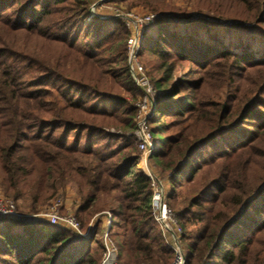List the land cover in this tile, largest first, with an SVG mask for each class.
<instances>
[{
  "label": "trees",
  "instance_id": "obj_1",
  "mask_svg": "<svg viewBox=\"0 0 264 264\" xmlns=\"http://www.w3.org/2000/svg\"><path fill=\"white\" fill-rule=\"evenodd\" d=\"M0 3V182L5 194L16 200L33 187L35 193L31 195L35 203L40 197L44 200L42 192L53 194L66 177L71 178L80 196L75 216L83 229L95 213L109 211L112 220L108 234L120 248L118 264H169L171 253L150 213L149 180L136 167L139 154L125 135L134 127V109L119 94L102 93L100 85L104 71L101 73L96 67L100 59L76 47L81 38L90 36L92 29H82L78 25L87 14V0H0ZM19 5L21 9L16 7ZM56 14L55 25L59 31H65L52 35L45 21ZM69 24L76 25L78 37L71 35ZM103 24L100 21L97 25V30L105 33L101 41L83 43L84 47L100 49L108 43L109 34L114 32L102 30ZM123 32L118 33L117 40H121ZM16 34L35 36L41 44L54 42L65 46L68 56L81 59V69L91 66L97 77L85 83L54 69L51 75L60 77L67 85L61 88L54 85L56 79L32 75L35 65L30 56L23 57L29 52H22L24 55L20 56L19 63L11 59L17 57L14 50L18 48L12 46ZM114 45L111 43L109 49ZM162 46V42L155 43L149 50L160 57L172 53ZM178 46L180 50L184 48L182 44ZM226 55L231 54L227 52ZM122 57L121 54L115 64ZM232 57L236 68L244 65L240 68L256 70V81L264 86V56L255 59L243 53ZM23 61L25 65H20ZM206 63H199V66ZM67 64L70 65V61ZM42 66L43 72H47L45 65L41 64L40 68ZM171 67L165 66L163 77L156 81L157 87L170 79ZM127 70L120 64L117 73L110 74L112 81L122 79L119 86H128L132 82ZM73 86L93 96L112 98L122 109L110 112L96 103L86 107L85 93L77 97L70 95ZM169 92L172 98L179 93L173 86ZM170 102L169 106L158 103L155 109L156 115L167 113L168 119H174L159 125L158 129L162 127L166 136L153 157L168 184V200L173 202L172 207L177 204L178 186L184 183L191 189L184 199L186 206H180L176 214L183 230L185 264H264V180L252 190L237 187L244 196L234 195L235 169L224 164V161L231 163L242 152L247 151V155L253 147L251 139L254 136L248 140L250 145L237 140L233 145L232 140L224 141L231 153L228 149L213 151L203 162V152L198 149L203 142L213 140L217 133L254 123L251 116L264 117V111L256 107L264 108V100L251 96L250 90L242 87L231 101L222 105L211 103L208 111H202L203 115L199 114L201 109L197 108V103L187 97ZM194 112L199 116L193 118ZM83 114L99 118L100 122L88 120ZM175 120L179 128L170 135ZM263 123L257 127L256 140L261 135L264 137ZM94 124L96 129H91ZM101 126L117 128L119 133L109 134L103 143L93 142L92 133H105ZM83 129L89 133L81 140ZM70 132H74L71 143ZM111 138H122L126 142L113 143ZM259 152L258 155L249 154L246 161L240 162L241 174L236 173L244 185L249 184V179L261 181L264 178H252L249 174L253 165L260 162L264 166V149ZM4 222L0 227V264H100L103 246L99 231L103 224L83 238L71 230L41 221ZM195 223L200 226L187 232L186 224Z\"/></svg>",
  "mask_w": 264,
  "mask_h": 264
},
{
  "label": "rangeland",
  "instance_id": "obj_2",
  "mask_svg": "<svg viewBox=\"0 0 264 264\" xmlns=\"http://www.w3.org/2000/svg\"><path fill=\"white\" fill-rule=\"evenodd\" d=\"M1 5L0 3V8ZM86 6L87 14L84 19L80 20L78 25L82 29H86V27H91L92 29H90V36L87 39L81 38L76 47H79L78 49L81 52L86 51L89 55H95L96 58L100 59L96 67L101 73L104 71V75L102 74V76L105 82L102 80L100 85L103 91L102 93L119 94L126 100L128 106L134 109V127L125 135L127 136V141L130 139L133 142L135 151L139 154L136 167L144 173L148 170L160 179V182L164 185L168 200V184L166 183L165 177L160 173L159 166L153 156L156 154L157 149H159L166 136L163 128L158 129V127L174 118L168 119L167 113L159 114V116L156 115V106L158 103L161 106H169L172 99L179 100L187 97L188 100L197 103V108L201 109V113L199 114L203 115L202 111H208L211 108V103L215 102L222 105L225 102L231 101L242 87L244 90H250L251 96L256 95L264 100V86L256 81V70L240 68L244 65L236 68L231 62L232 56H236L237 54L246 53L255 59H260L264 56V0H87ZM16 7L21 9L22 6L19 5ZM23 7L25 8V6ZM147 16H150L152 19L146 21L145 17ZM21 17L19 21L22 19ZM56 17L57 14L47 18L45 21L47 28L51 29L52 35H57L65 31H59L58 26L55 25ZM100 21L104 23L101 27L102 30L108 29L109 31H113L114 34H109L108 43L100 49L84 47L83 43H98L104 37V31L97 30V25ZM0 27H2L1 24ZM69 28L71 35H74V37L79 36V33H76L75 24H69ZM121 30L124 31V34H122L121 40L119 41L117 40L119 37L118 33ZM1 31L0 28V33ZM130 38L135 40L136 47L129 44L128 40ZM159 42H162L164 50L172 51V53L160 57L149 50L150 46H154L155 43ZM111 43H115V45L109 49ZM178 44L184 45V48L180 50ZM12 46L17 47L18 50H14L17 53H15L17 57L11 59L19 63L20 56L22 57L23 54L22 52H29L27 55L23 54V57H31V63L35 65L31 70L32 75H45L47 80L56 79L54 80L56 81L54 85L58 87L62 88L67 85L60 77L51 75V71L54 69L59 70L61 74L70 75L75 79H81L85 83H91L90 81H94L97 77V73H93V67L82 66L83 69H81V63L79 62L81 59H78L76 56L73 57L72 55L68 56L67 53L69 54V51L65 46L60 47L54 42L41 44L39 40L35 39V36L32 38L24 34H16ZM134 48L136 52L129 59V53ZM181 52H184L187 56H184ZM227 52L231 55L227 56ZM218 53L219 55H217ZM121 54L123 57L115 64ZM68 61H70V65L67 64ZM25 63L23 61L20 65H25ZM199 63L206 64L201 67ZM41 64L45 65L47 72H43L44 67L42 66L40 68ZM120 64L128 69V75L132 82L128 86L122 85L120 87L119 84H122V79L118 80V82H113L110 76L112 72L117 73ZM135 64L139 65L142 71L141 73H136L134 78L138 80L140 77H144L147 81V84L142 87L143 90L137 85L129 72L130 66ZM167 65H172L171 70L168 72L170 73V79L162 87H157L156 81L163 77L166 70L165 66ZM172 86L176 87L179 91L173 98L168 96ZM148 88L151 89L150 95L146 92ZM71 89L72 92L70 95H75V97L79 93H85L86 99L84 101L86 107L92 103H96L99 108L107 109L110 112L122 109L121 104L115 102L112 98H105L107 96H93L90 92L78 86H73ZM116 94L111 95L115 96ZM148 102H151V108ZM256 107L260 111H264V108L260 106ZM123 108H127V106ZM170 109L171 107L168 110ZM199 114L198 112H194L192 117L199 116ZM83 115L88 120L94 119V122H100L99 118H93L89 114ZM136 116L137 122L143 120L146 122V126L153 140L154 148L152 152L147 153L139 147V142L135 137ZM250 118L254 123H244L240 126L241 128H236L231 132L225 131L217 133L213 140L203 142L198 148L200 152H203L201 160L203 162V159L209 157L213 151L219 152L228 149V153H231V148L224 141L230 142L232 140L235 142L234 140H237L238 143L248 142L247 144L250 145L248 140L254 136L251 139L253 147L249 148L247 155H245L247 152L245 151L236 158H233L231 163L224 161V164L228 163L232 169H235L234 188L232 190L234 195L241 197L244 195H241L236 189L246 187V189L252 190L259 187L264 180V178L261 181L249 179V184L247 182L244 185L236 173L238 171L241 174V160L242 162L246 161L249 158V154L250 156L258 155L260 153L259 151L264 149V137L261 135L256 140L257 131L259 130L257 127L264 122V117L254 118V116H251ZM177 120L172 121L173 127L170 130V135L174 134V131L179 128L177 126L178 124H175ZM95 127L96 124L92 125L91 129H96ZM100 129L105 133H92L93 142L103 143V139H108L109 134L119 133V130L114 127L101 126ZM73 133L70 132L69 134L70 143L73 141ZM88 133V130L83 129L81 140H84ZM111 139H113V143L126 142L122 138L119 140L116 138ZM233 142L232 145L237 143ZM252 169L249 171L252 178L264 176V166L260 162L253 165ZM58 186L53 194L42 192L44 200L40 197V200L34 203L31 195L35 193L33 187L28 191L26 190V192L15 200L5 194L0 182V195L12 201L15 206V212L22 217L21 220H5H14L22 223L41 221L47 224V220L41 214L48 213L51 205L59 203L57 206V214L60 219L72 217L78 221L75 216V209L80 201V196L75 181L66 177L63 185ZM190 192V186L182 183L176 190L175 202L177 203V207H172L173 202L170 200L167 202L177 222V209L182 205L184 207L186 206L184 199L186 196H189ZM38 194H41V191L38 190ZM105 212L109 211L103 210L95 213L89 219L84 229H89L90 233H93L97 226L100 225L99 227H101L105 221ZM24 216L32 218L24 221L22 220L25 218ZM5 220L0 222V227L5 225ZM62 223L63 221L60 220L57 226L60 227ZM48 224L51 225L50 223ZM178 224L181 228L179 222ZM186 225V231L190 232L195 231L200 226V223ZM81 229L84 230L82 226ZM182 231L181 228V235ZM101 235L102 229L99 231V236ZM162 241L165 244L163 238ZM182 244L184 249L183 240ZM117 250L118 252L120 250L118 245ZM170 253L172 260V252L170 251ZM3 257L10 259L6 256Z\"/></svg>",
  "mask_w": 264,
  "mask_h": 264
},
{
  "label": "built area",
  "instance_id": "obj_3",
  "mask_svg": "<svg viewBox=\"0 0 264 264\" xmlns=\"http://www.w3.org/2000/svg\"><path fill=\"white\" fill-rule=\"evenodd\" d=\"M152 19L150 16L145 17L146 21H150ZM143 19V21H145ZM129 44L136 47L135 40L130 38L128 40ZM135 48L129 53V59L135 54ZM141 67L139 65H131L130 66V74L132 78L135 80L137 85L142 89L147 84V81L144 77H140L138 80L134 78V75L138 72L141 73ZM143 90V89H142ZM146 92L150 95L151 89H146ZM149 103V102H148ZM149 107L151 108V102L149 103ZM137 116L135 117V137L139 142L140 149H143L145 152H152L154 145L152 137L148 131L146 126V122L139 121L137 122ZM141 160V159H140ZM143 160H145L143 158ZM144 163V162H143ZM145 175L149 180L150 186V213L153 221L157 225L159 232L163 240L165 241L166 246L172 252V260L170 264H185L186 262V254L183 249L182 237H181V228L177 222V219L174 217L172 212L168 206L167 195L165 193L164 185L160 182V179L152 174L150 171L146 170ZM59 203H54L51 205L50 211L48 213L41 214L51 225H58L60 220L63 221L61 228L70 229L75 231L81 237L86 238L89 235L90 230H82L80 223L74 220L72 217H66L64 219H60L57 214ZM105 221L103 224L102 235L100 236L101 243L103 246L102 255L100 259V264H118V250L114 241L110 238L108 234V230L111 224V215L109 212H105ZM25 217V216H24ZM19 216L15 212V206L12 201L5 199L0 195V222L5 219H20ZM32 217H25L24 221H28ZM33 220V219H32Z\"/></svg>",
  "mask_w": 264,
  "mask_h": 264
},
{
  "label": "water",
  "instance_id": "obj_4",
  "mask_svg": "<svg viewBox=\"0 0 264 264\" xmlns=\"http://www.w3.org/2000/svg\"><path fill=\"white\" fill-rule=\"evenodd\" d=\"M89 234L91 235V234H92V232H91V233L89 232ZM88 236H89V235H88Z\"/></svg>",
  "mask_w": 264,
  "mask_h": 264
}]
</instances>
